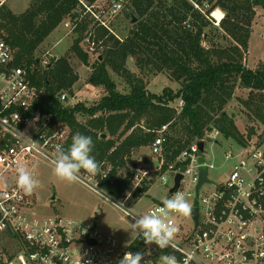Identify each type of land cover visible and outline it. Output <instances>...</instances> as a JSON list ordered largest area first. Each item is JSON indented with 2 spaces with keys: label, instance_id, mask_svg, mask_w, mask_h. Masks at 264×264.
<instances>
[{
  "label": "trees",
  "instance_id": "trees-1",
  "mask_svg": "<svg viewBox=\"0 0 264 264\" xmlns=\"http://www.w3.org/2000/svg\"><path fill=\"white\" fill-rule=\"evenodd\" d=\"M76 3V0H32L20 14L4 4L0 6V37L13 48L15 65L26 67L33 84L42 90L35 109L69 127L64 150L70 147L77 132L92 138L91 154L100 164L98 184L109 194L119 199L125 197L135 173L128 170L125 177L118 178V172L127 168L135 150L152 144L164 125H168L164 148L170 164L192 142L202 138L209 126L220 129L227 139L239 144L246 142L233 117L224 109L237 87L264 91V63L256 69L244 64L255 7H264V0H217L216 5L226 15L223 18L218 9L214 17L223 19L221 29L232 40L227 47L203 44L204 40L211 42L205 31L211 20L185 0H131L128 16L131 22L135 17L137 21L123 41L109 36L111 44L92 64L88 77V83L104 87L106 94L92 105L78 102L65 106L60 101V92L74 94L79 79L69 57L52 59L43 66L36 53L61 23L76 18ZM88 25L89 22H83L74 29L78 35L70 48L85 65L90 64L89 52L83 46ZM107 33L103 29L98 31L101 37ZM129 57L135 58L138 67L149 65L158 72L168 71L180 82V89L166 87L162 93L150 92L144 79L128 67ZM109 69L128 82L129 91L117 90ZM257 97L251 98L252 104L249 100L246 103L252 115L264 123L263 96ZM179 99L184 101L181 110L176 107ZM79 114L87 116L85 122L78 120ZM252 133L254 130L248 138ZM103 171H108L104 178ZM150 183L143 180L141 188L147 190ZM139 192L137 189L136 193ZM142 242V238L136 239L134 250ZM10 261L11 258L0 260V264Z\"/></svg>",
  "mask_w": 264,
  "mask_h": 264
},
{
  "label": "built area",
  "instance_id": "built-area-1",
  "mask_svg": "<svg viewBox=\"0 0 264 264\" xmlns=\"http://www.w3.org/2000/svg\"><path fill=\"white\" fill-rule=\"evenodd\" d=\"M76 1V18L64 21V25L74 30L79 24L89 22L83 40L86 51L100 56L109 46L110 35L124 40L115 32V24L131 0ZM185 1L195 11L221 23L222 20L214 17V12L219 9L215 4L217 0ZM7 2L0 0V6ZM101 29L108 33L99 36ZM58 58L52 56L41 64L45 66ZM41 93L42 90L33 84L29 70L15 65L13 48L0 37V238L6 236L18 240L26 262L120 264L126 253L141 252L144 254L141 264L146 261L161 264L160 258L164 255H174L179 264H264V139L245 137L243 144L235 141L237 147L225 152L224 161L231 166L225 173L224 182L219 183L210 177L214 163L205 153L207 142L219 144L223 137L215 126L206 127L202 138L192 142L172 164L167 161L164 148L168 125L162 126L149 146L152 167L138 177V185L145 179L152 184L156 177L161 187L170 184L166 195L147 213L163 207V201L178 192L183 193L191 204L188 223L184 220L186 216L169 212L168 221L178 229L174 248L159 249L154 243L148 245L143 241L134 250L136 239L142 238L138 235L130 248L122 251L115 238L103 233L92 222L32 215L28 211L32 200L30 194L18 185L17 169L36 158L54 164L57 146L64 149L70 135L68 126L54 122L51 115L35 109ZM59 97L65 106L78 103L76 96L69 91L60 92ZM183 106L184 101L179 99L176 107L181 110ZM199 142H204L203 150H200ZM200 158H203L202 162ZM202 167L208 168L209 181L197 191ZM107 173L103 171L102 177ZM179 173L182 178L175 188ZM207 186L214 189L205 190ZM109 201L117 205L113 199L109 198ZM195 208L199 210L198 225L193 214ZM122 209L132 218L140 216Z\"/></svg>",
  "mask_w": 264,
  "mask_h": 264
},
{
  "label": "rangeland",
  "instance_id": "rangeland-1",
  "mask_svg": "<svg viewBox=\"0 0 264 264\" xmlns=\"http://www.w3.org/2000/svg\"><path fill=\"white\" fill-rule=\"evenodd\" d=\"M171 1L168 0V2ZM31 2L32 0H8L6 5L14 13L20 14L25 11L23 9L29 7ZM216 6L223 12V18H225L226 13L219 5ZM130 7L131 5L129 4L127 6L129 11ZM127 9L115 24V32L123 39L129 35L133 27V22L130 21ZM255 10L256 15L251 26L249 51L245 53L244 60L246 67L251 69H256L260 64L264 63V7L257 6ZM205 31L211 38V42L209 40L203 41L206 47H211L212 44L217 47H227L232 44L231 38L225 34L223 29H221V24H218L214 18H212L211 25ZM77 35L71 27H66L63 22L45 40L36 54L42 61L51 59L52 56H68L70 63L79 76L73 88L74 95L78 102L92 105L106 93V90L102 86L96 87L88 83V77L92 72V64L98 57L97 53L89 52L90 64L85 65L70 50ZM110 44L111 40L108 42V45ZM128 67L132 72L144 79L150 92L162 93L166 87H171L174 90H179L181 87L180 82L175 80L168 71L158 72L149 65L138 67L134 57H129ZM109 72L112 79L116 82L119 92L125 93L129 91V84L124 78L112 69H109ZM258 95L263 96L264 100V91H252L250 88L237 87L234 96L224 109L229 116L233 117L239 131L245 137H248L251 131L254 130L251 136L253 140L264 139V123L252 115V110L248 107L246 101H250L252 97L253 99H259ZM86 119L87 116L78 115L80 122H85ZM235 143L233 139L225 137L220 138L219 144L213 142L206 143V156L210 162L214 163V168L210 170V177L219 183L224 182L226 178L225 173L231 166L224 161L225 152L228 149L236 148ZM145 158L148 159L146 162H144ZM151 160L152 154L149 147H142L132 153L127 162V168H122L117 175L118 178H123L126 176L128 170L135 173L130 190L125 197L120 199L109 194L98 184L101 178L99 173L93 176L83 170L79 174L83 181L79 179L75 182H69L59 179L54 174V164L42 158L31 160L25 168L34 179L39 181V185L30 194L32 206L28 211L37 217L56 216L92 222L103 233L115 238L119 244V249L123 251L130 248L131 243L138 236L136 229L133 228L135 221L119 205L117 206L106 199L104 194L108 195L117 204H123L124 208L129 209L131 212L137 215H145L148 209L154 203L161 200L170 188V184L161 187L158 177L149 185L147 190L141 188L142 184L138 185V177L142 176L145 170L152 167ZM137 189H140L141 192L136 193ZM206 189L214 188L207 186ZM184 220L188 223L189 216H186ZM8 258H11L8 264H31L30 261L26 262L23 259L24 255L20 242L14 238L3 236L0 238V260H7Z\"/></svg>",
  "mask_w": 264,
  "mask_h": 264
},
{
  "label": "clouds",
  "instance_id": "clouds-1",
  "mask_svg": "<svg viewBox=\"0 0 264 264\" xmlns=\"http://www.w3.org/2000/svg\"><path fill=\"white\" fill-rule=\"evenodd\" d=\"M24 136L23 133H19ZM94 143L90 136L77 132L72 137V143L67 150L57 146V157L53 161L54 174L61 180L75 182L80 179V172L84 170L93 176L100 172V164L91 154ZM18 185L28 194H31L34 188L39 185V181L34 179L31 173L23 166L18 169ZM130 195V194H129ZM105 198L109 197L105 194ZM124 208L123 204H117ZM191 204L185 198L183 193H176L172 198L163 201V207L155 212H149L145 215L133 217V228L138 235L142 237L145 244H155L159 249L175 247L173 243L178 229L168 221L169 212H176L183 216L191 213ZM83 231H87L84 229ZM161 264H179L174 255H164L161 258ZM144 260V254L141 252L126 253L120 264H141ZM50 264V262H49ZM91 264V261H88ZM148 264V261L145 262ZM186 264V262H185Z\"/></svg>",
  "mask_w": 264,
  "mask_h": 264
},
{
  "label": "water",
  "instance_id": "water-1",
  "mask_svg": "<svg viewBox=\"0 0 264 264\" xmlns=\"http://www.w3.org/2000/svg\"><path fill=\"white\" fill-rule=\"evenodd\" d=\"M137 19L134 18L133 22H136ZM103 137H106V134L103 135ZM199 146H200V150H203L204 148V142H199ZM200 161L202 162L203 161V158H200ZM185 168H182V170H184ZM182 178V174L179 173L177 176H176V185H175V188H178L179 184H180V180ZM209 181L208 180V168L207 167H202L201 168V180L198 184V187H197V191H199L201 185L204 183V182H207ZM174 189L171 190V192H173ZM193 214H194V218H195V221H196V224L198 225V222H199V210L197 208L193 209Z\"/></svg>",
  "mask_w": 264,
  "mask_h": 264
},
{
  "label": "crops",
  "instance_id": "crops-1",
  "mask_svg": "<svg viewBox=\"0 0 264 264\" xmlns=\"http://www.w3.org/2000/svg\"><path fill=\"white\" fill-rule=\"evenodd\" d=\"M26 8H27V7H26ZM26 8H25V9H23V10H26ZM90 85H91V84H90ZM105 94H106V93H105ZM105 94H103L102 96H104ZM99 95H100V93H99ZM102 96H101V97H102ZM97 99H98V98H97ZM146 160H148V159H147V158H145V159H144V162H146Z\"/></svg>",
  "mask_w": 264,
  "mask_h": 264
},
{
  "label": "bare ground",
  "instance_id": "bare-ground-1",
  "mask_svg": "<svg viewBox=\"0 0 264 264\" xmlns=\"http://www.w3.org/2000/svg\"><path fill=\"white\" fill-rule=\"evenodd\" d=\"M147 161V160H146Z\"/></svg>",
  "mask_w": 264,
  "mask_h": 264
}]
</instances>
